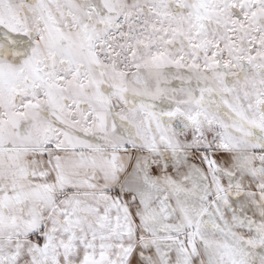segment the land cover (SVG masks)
<instances>
[{"label": "snow or ice", "instance_id": "obj_1", "mask_svg": "<svg viewBox=\"0 0 264 264\" xmlns=\"http://www.w3.org/2000/svg\"><path fill=\"white\" fill-rule=\"evenodd\" d=\"M0 264H264V0H0Z\"/></svg>", "mask_w": 264, "mask_h": 264}]
</instances>
